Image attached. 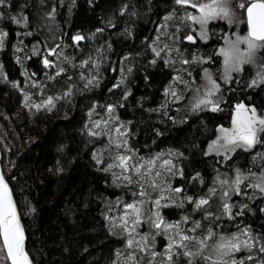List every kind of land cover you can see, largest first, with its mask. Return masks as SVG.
I'll use <instances>...</instances> for the list:
<instances>
[{
    "label": "snow or ice",
    "instance_id": "obj_1",
    "mask_svg": "<svg viewBox=\"0 0 264 264\" xmlns=\"http://www.w3.org/2000/svg\"><path fill=\"white\" fill-rule=\"evenodd\" d=\"M46 2L39 0L40 6ZM64 2L60 0V5L63 6ZM88 2L93 5L95 0ZM75 5L76 0H71L69 14ZM14 7L11 0H0V9ZM26 7H21L15 14L0 10V18L26 29L23 33H17L18 36L35 34L30 27V16L25 13ZM117 12L120 17L138 15L135 4L122 0L119 8L107 19L102 17V26L85 35L79 30L65 33L54 28L56 5L53 4L50 10L44 9L43 14L38 15L41 22L36 31L47 28L53 43L49 45L47 40L43 43L36 41L30 55L26 53L24 58L16 55V62L21 65V75L30 80L34 87L43 88L40 81L32 79L36 73L30 74L24 67V59L41 56L43 47L46 54L41 63L45 69H56L54 75L46 73L50 80L54 79L66 72L63 62H67L69 57L65 49L70 46L78 48L80 42L95 40L108 28H115ZM163 21L157 26L156 38L148 45L153 54L149 63L157 66L158 60H162L165 67L173 69L174 74L163 86L162 102L147 111L157 113L161 123L171 121L172 124H184L193 115L223 112V106L230 105V126L217 125L204 148L196 143L191 145L193 150L200 148L203 157L214 160L216 167L213 168L210 184L201 171L193 169L190 177L186 174L184 162L189 161V157L179 148H169L150 156L140 155L131 143L135 135L131 129L132 121H122L116 114L117 109L124 107L133 94L127 85L135 65L123 66L131 53L121 58V75L109 92L122 87L125 90L116 103L104 105L106 118L92 119L98 115L95 112L98 103L94 104L88 112L89 122L82 130L94 141L98 142L100 138L107 140L101 147L92 150L97 171L112 176V187L122 191L136 188L131 192L130 202L122 197H116L115 201L101 197L105 202V211L101 213L104 226L109 236L122 241V246L115 249V258L110 264H264V231L256 232L250 224L237 219L254 211L249 203L238 198L255 200L259 196L264 199V151L252 154L257 146L264 149V106L254 102L257 95L264 93V0H173ZM218 21L237 30L226 32L221 29L216 33L212 24ZM241 24L246 25V31L240 28ZM168 27H174L175 31L167 33L165 29ZM185 32L187 35H184ZM123 34L132 36L133 32L126 27ZM161 34L172 43H164L160 47ZM213 36L217 37L218 46L210 53H201L198 45L202 43L207 47ZM8 37L9 32L0 28V50L5 48ZM184 41L189 42L187 47H182ZM18 44L23 45V40ZM13 47L16 53L27 49V45L24 48ZM193 47L197 50L191 52L189 57V50ZM111 50L112 43L106 41L96 49L95 59L89 55L79 62L81 67L91 63L95 70L87 76L81 73L80 79L85 82L86 90L99 87V67L106 59L105 51ZM173 53L179 57V68L175 67L177 60L173 58ZM247 66H251V72ZM3 68V64H0V79L24 93V106L30 110L52 112L57 107V101L67 100L74 94L73 86H69L62 94L46 98L42 96L38 102L29 103L32 94L24 92L18 81H10ZM245 75L249 78L245 79ZM149 79L146 74L145 81ZM181 102H185L182 108L177 106ZM174 106L178 115L171 114ZM204 127L207 129L206 124ZM154 131L157 136L163 135L159 128ZM59 151H65L64 146ZM241 152L251 155L246 167L239 162L233 163ZM57 165L50 171L63 173L65 169L59 166V160ZM177 176L184 183L174 186L169 177L174 179ZM197 183L201 186L199 192L189 195L186 185L195 187ZM186 205L191 207V213L185 210L180 220L169 221L161 212L162 208L174 206L185 209ZM35 211V207L29 205L23 215ZM64 211L75 214L76 209L68 204ZM259 212L264 213V206L259 208ZM194 214H202V219H194ZM21 216L13 189L5 174L0 172V264H34L26 247V231ZM205 219L211 220L206 229L202 223ZM224 220L236 230L225 229ZM144 224H148L149 231H142ZM157 236H163L167 241L162 252L157 250Z\"/></svg>",
    "mask_w": 264,
    "mask_h": 264
},
{
    "label": "trees",
    "instance_id": "obj_2",
    "mask_svg": "<svg viewBox=\"0 0 264 264\" xmlns=\"http://www.w3.org/2000/svg\"><path fill=\"white\" fill-rule=\"evenodd\" d=\"M11 2L15 5L13 9L0 10L12 11L15 14L27 5L25 13L30 16V27L35 34L18 36L17 33H23L26 29L10 23L6 18H0V28L9 32L6 46L0 50V64H3V70L9 80L18 81L24 92L32 94L29 103L38 102L42 96L46 98L49 95L62 94L69 86H73L74 91L69 99L57 101V107L52 112H37L34 108L30 110L24 106V93L20 89H13L10 83L0 79V167L13 189L18 211L22 214L27 250L34 264H110L115 258V249L122 246V241L109 236L104 226L105 221L101 213L105 211V202L101 197L115 201L116 197L125 199V194L121 189L111 186L112 176L97 171L92 160V150L106 143V138H100L97 142L82 130L89 122L88 112L94 104L98 103L95 109L98 115H94L93 120L100 113L105 115L104 105L116 103L125 90L122 87L109 92V88L121 75V58L131 53L123 66L126 68L129 64L135 65L127 85L133 94L125 106L116 111L122 121H132L131 129L135 133L131 138L133 147L138 149L142 156H150L169 148H179L191 162H184L189 177L195 169L201 171L207 182L211 183L213 168L216 167L213 158L203 157L200 148L193 150L191 145L196 143L201 148L206 147L216 126L229 124L230 105L223 106V112L193 115L184 124H172L171 121L161 123L157 113L147 111L162 102L163 86L174 74L173 69L165 67L162 60H158L157 66L150 65L153 54L148 47L157 26L163 23V17L171 9L172 0H124L135 4L138 15L120 17L117 12L115 28H108L95 40L80 42L78 48H66L65 53L69 57L67 62H63L66 72L55 76L54 79L50 80L48 75H54L56 69H45L41 63L43 55L46 54V50L41 47V56H32L30 60L24 59L23 62L30 74L36 73L32 79L40 81L43 88L34 87L30 80L21 75V65L15 59L16 55L22 58L26 53L30 55L31 47L36 41L43 43L47 40V43L52 45L53 41L47 28L36 31L38 23L41 22L38 21V15H42L44 9L50 10L55 4L57 15L54 28L65 33H75L79 30L88 35L96 27L102 26V17L107 19L119 8L122 0H95L93 5H90L88 0H76L71 14L68 11L71 0H65L63 6L60 5V0H47L44 6H40L39 0ZM224 26V23L212 24V28L220 30L224 29ZM126 27L133 32L132 36L123 34ZM20 40H23V45L18 44ZM106 41L112 43V50L105 51L106 59L100 64V85L86 90L85 82L80 79L81 73L87 76L90 71L95 70L92 69L91 63L81 67L79 62L89 55L95 59L96 49ZM68 43L71 44L70 41ZM14 45L21 48L27 45V49L16 53ZM188 45L189 42H183L182 46ZM198 47L201 53H210L217 47V38L213 36L207 47L202 43ZM196 50L195 47L190 48L189 53ZM61 60L63 61V57ZM146 74L150 77L147 82ZM69 77L72 79L69 80ZM254 102L264 106V93L257 95ZM183 104L184 102H181L177 106ZM175 107L172 115H178ZM156 128L161 130L162 136L155 134ZM61 146H64L65 151H59ZM250 157V154L241 152L233 163L239 162L241 166L246 167ZM58 160L59 166L65 169L60 174L50 171L58 167ZM169 179L174 186L184 183L178 176ZM186 187L189 195L198 193L201 188L198 183L195 187L191 184ZM204 191L207 189L204 188ZM238 199L249 203L254 209L253 212L237 218L238 221L244 220L256 232L264 231V213L259 212V208L264 206V199L259 196L255 200L243 197ZM68 204L74 206L75 214L65 213L64 209ZM29 205L35 207V213L23 215L28 211ZM185 210L191 213V207L188 205L185 209L174 206L162 208L161 212L167 220L175 221L180 220ZM194 219L201 220L202 214H194ZM202 223L206 229L211 220L205 219ZM222 223L225 229L236 230L227 220ZM142 228L145 232L149 231L148 224H144ZM156 240L157 250H163L166 239L157 236Z\"/></svg>",
    "mask_w": 264,
    "mask_h": 264
},
{
    "label": "rangeland",
    "instance_id": "obj_3",
    "mask_svg": "<svg viewBox=\"0 0 264 264\" xmlns=\"http://www.w3.org/2000/svg\"><path fill=\"white\" fill-rule=\"evenodd\" d=\"M172 4H173V0H172ZM163 23H164V21H163ZM173 23H175V22H173ZM214 23H224V31H226V32H230V31H236L237 29H235V28H229L228 27V25L225 23V22H222V21H218V22H214ZM240 28L241 29H243L244 31H246V25H244V24H241V26H240ZM157 29V28H156ZM173 30H175V28L174 27H168L167 29H165V31L167 32V33H171V32H173ZM213 30L216 32V33H219L220 32V29H217V28H213ZM243 34V33H242ZM184 35H187V32H185L184 33ZM156 36H157V31H156V33L154 34V36H153V39H155L156 38ZM215 38H217L216 36H214ZM164 43H168V44H170L171 43V41L170 40H167L166 38H165V36L163 35V34H161V41H160V47H163V44ZM184 43H188L187 41H184ZM221 43H222V41H221ZM218 46V45H217ZM182 47H186V46H182ZM173 55V58L174 59H176L177 60V64L175 65V67L176 68H179L180 67V65H179V63H178V61H179V57L178 56H176V54L175 53H173L172 54ZM188 55H189V57H190V53H188ZM51 59H52V57H50ZM194 69H196L197 71H199V69H197L196 68V66L195 65H193L192 66ZM217 67H218V65H217ZM249 67V69H250V71H252V68H251V66H248ZM213 70H215V69H213ZM180 87H183V86H180ZM185 103V102H184ZM181 108L183 107V105H181L180 106ZM100 117H105V115H103V114H101L100 113V115L97 117V118H100ZM97 118H95V119H97ZM106 118V117H105ZM94 119V120H95ZM231 120V119H230ZM227 126H230V122H229V124L227 125ZM226 126V127H227ZM255 151H264V149H261L259 146H257V148L253 151V153L252 154H254V152ZM250 159H251V157H250ZM254 170H257V169H254ZM136 190V188L135 187H133L132 188V190H130L129 189V191H127V189L125 188L122 192H124V194H125V200H127V201H131L132 200V196H131V192L132 191H135ZM249 192H251V190H248ZM142 231H145L143 228H142ZM158 251H160V252H162L163 250H158ZM158 261H159V258H158Z\"/></svg>",
    "mask_w": 264,
    "mask_h": 264
},
{
    "label": "water",
    "instance_id": "obj_4",
    "mask_svg": "<svg viewBox=\"0 0 264 264\" xmlns=\"http://www.w3.org/2000/svg\"><path fill=\"white\" fill-rule=\"evenodd\" d=\"M0 159H1V152H0ZM0 172H2L1 167H0ZM21 222H22V220H21ZM26 241H27V238H26Z\"/></svg>",
    "mask_w": 264,
    "mask_h": 264
},
{
    "label": "flooded vegetation",
    "instance_id": "obj_5",
    "mask_svg": "<svg viewBox=\"0 0 264 264\" xmlns=\"http://www.w3.org/2000/svg\"><path fill=\"white\" fill-rule=\"evenodd\" d=\"M247 67H248V66H247ZM248 71H249V72H251V71H250V69H249V67H248ZM247 78H249V77H248V76H246V78H245V79H247Z\"/></svg>",
    "mask_w": 264,
    "mask_h": 264
}]
</instances>
